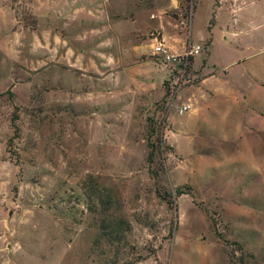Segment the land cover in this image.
Wrapping results in <instances>:
<instances>
[{
  "label": "rangeland",
  "instance_id": "rangeland-1",
  "mask_svg": "<svg viewBox=\"0 0 264 264\" xmlns=\"http://www.w3.org/2000/svg\"><path fill=\"white\" fill-rule=\"evenodd\" d=\"M0 264H264V0H0Z\"/></svg>",
  "mask_w": 264,
  "mask_h": 264
},
{
  "label": "built area",
  "instance_id": "built-area-1",
  "mask_svg": "<svg viewBox=\"0 0 264 264\" xmlns=\"http://www.w3.org/2000/svg\"><path fill=\"white\" fill-rule=\"evenodd\" d=\"M154 54L163 63L171 65L173 70L179 73L185 74L189 63L194 56H197L201 51L200 45L192 46L191 48L185 50L182 55H173L168 51V47L163 43L156 40L153 46ZM190 108L189 105H184L179 109V113L183 114Z\"/></svg>",
  "mask_w": 264,
  "mask_h": 264
},
{
  "label": "trees",
  "instance_id": "trees-1",
  "mask_svg": "<svg viewBox=\"0 0 264 264\" xmlns=\"http://www.w3.org/2000/svg\"><path fill=\"white\" fill-rule=\"evenodd\" d=\"M156 141H157V144H154V141H152L151 139L148 141L149 151H148L147 159L149 162L153 161V159H155L161 153L159 151L158 145L163 144L162 138L160 139L159 137H157ZM178 193H180V195L182 194V192L180 191Z\"/></svg>",
  "mask_w": 264,
  "mask_h": 264
},
{
  "label": "crops",
  "instance_id": "crops-1",
  "mask_svg": "<svg viewBox=\"0 0 264 264\" xmlns=\"http://www.w3.org/2000/svg\"><path fill=\"white\" fill-rule=\"evenodd\" d=\"M202 82H204V81H202Z\"/></svg>",
  "mask_w": 264,
  "mask_h": 264
}]
</instances>
